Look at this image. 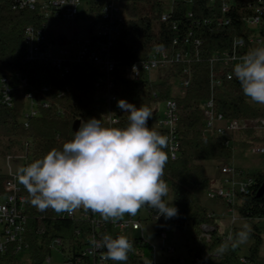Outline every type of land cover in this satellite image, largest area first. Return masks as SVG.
<instances>
[{
  "label": "trees",
  "instance_id": "16d2710c",
  "mask_svg": "<svg viewBox=\"0 0 264 264\" xmlns=\"http://www.w3.org/2000/svg\"><path fill=\"white\" fill-rule=\"evenodd\" d=\"M16 1L0 0V157L13 153L18 144L29 138L32 140L30 163L42 158L50 149H59L65 142L70 141L76 131V121L81 124L82 121L96 118L101 120L103 126L109 127L106 121V105L97 97L105 93L107 88L104 85L98 89L94 87L97 78L104 76V71L99 66L88 64L62 76L50 61H27L24 44L26 27L43 29L50 42L60 46L69 44V41L54 37L48 32L45 28L48 22L37 9H19L16 7ZM86 1L89 4L88 16L93 26L99 18L102 2ZM186 1L175 0L167 20L162 21L161 17L166 12L164 0H115L124 6L126 18L109 51L114 67L108 77L112 84L109 92L118 100H125L137 108L141 105L149 107L153 115L148 120V126L153 130H156V107L170 99L177 104L176 134L180 145L179 156L174 161L168 158L162 179L170 187L173 206L178 209V216L173 218L174 226L179 230H184L188 225L192 228V247L188 255L193 262L264 264L260 257L263 228L259 226L264 220V194L257 197L258 190L264 184V171L250 174L253 185L249 188V194L238 196L239 204L235 206L238 217L250 228L247 241L252 243L245 255V263L240 262L238 246L230 248L223 255L217 254V246L227 241L229 235L219 230L216 218L206 211L195 195L196 192H206L218 185L206 174L202 163H226L232 159L235 149L264 145V139L249 129L237 133L231 146H225L224 140L220 138L205 136L202 109V103L212 99L214 110L227 120H253L261 115V110L253 107L243 96L235 77L227 81L225 76H221V86L212 88L210 85L212 56L215 53L230 51L234 39L247 37L242 17L251 13V9H246L247 3L252 6L258 3L257 0H239L236 9L226 15L232 17L229 25L217 26L215 21L211 25H203L205 20L212 21L221 17L217 8L212 9L199 0H192L189 6ZM261 1L264 6V0ZM188 13L192 16L189 17ZM187 31L192 32L191 40L202 41L197 56L191 52L188 60L181 59L167 70L157 72L153 80L129 82L124 79L126 67L146 61L154 49L170 50L174 39H179L175 48L183 51V38ZM92 39L95 40L94 37ZM183 69L189 70V87L183 95H177L173 90ZM4 83L11 89V107L6 106L1 99ZM44 88L48 92H43ZM26 93L32 94L39 112L38 116L26 119L28 128L24 126ZM43 103H47L49 107H42ZM58 111H62V115L58 114ZM118 115L119 123L114 127H125L128 114L121 112ZM164 151L168 155V149L165 148ZM6 179L7 175L0 174V194L3 193V183ZM25 197L24 240L28 245V264L44 263L53 238H59L65 243H74L77 241L76 230L81 231L82 239L92 231V225L89 223L62 220L51 209L38 211L30 203L28 195ZM141 209L153 220L156 218L153 210L147 207ZM98 221L101 224L100 237L103 233H109L113 238L120 236L109 222H104L99 215ZM203 227H207L208 231L205 232ZM241 229L232 227L230 236L234 238L235 233ZM39 230H43L42 236H38ZM131 242L133 247L128 254L127 264H136L139 258L153 255V247L144 237L134 238ZM77 244L81 245L78 242ZM0 264L21 262L14 250L9 248L7 252L0 254ZM106 264L120 262L106 261Z\"/></svg>",
  "mask_w": 264,
  "mask_h": 264
},
{
  "label": "built area",
  "instance_id": "2783aa9c",
  "mask_svg": "<svg viewBox=\"0 0 264 264\" xmlns=\"http://www.w3.org/2000/svg\"><path fill=\"white\" fill-rule=\"evenodd\" d=\"M102 7L99 10V18L92 26V21L88 16V23L90 25V37L88 39L72 40L69 44L61 46L57 49V53L52 52L53 42H50L48 36L43 33V29L26 27L24 30V44L25 55L27 61H50L52 66L60 72L62 76L69 75L75 69L81 68L85 65L99 66L104 71V76L97 78L94 87L96 89L105 86L106 92L99 94L104 96L100 99L106 105V121L109 127H114L119 123L118 113L123 112L117 107V97L111 95L109 90L112 88L111 82L108 80L109 75L113 72V64L110 61V47L114 38L118 35L125 21L124 6L115 2V0H100ZM175 0H172L171 5ZM207 4L212 9H218L221 17L215 20L203 22V25H211L213 21L217 26L229 25L232 17H226L228 13L234 11L238 5L239 0H199ZM190 6L192 0H187ZM258 5L252 6L247 3L246 9H251V13L242 17L243 27L247 32V37L237 38L232 42L231 50L222 53H215L210 61V85L212 88L221 86L222 78L231 81L234 75L232 68L238 62L240 57H243L249 49L256 47H264V6L263 1L257 0ZM243 4V5H244ZM169 5L166 12L163 13L161 20L165 21L168 18V13L172 9ZM86 7L88 12L89 4L86 0H17L16 7L19 9L35 10L47 20V22L65 20L74 22L79 15L80 8ZM243 9V8H242ZM89 14V13H88ZM191 17V13H188ZM43 28L45 24L42 25ZM47 30V27H45ZM174 30L176 27H173ZM48 31V30H47ZM95 38V40L92 39ZM192 32L187 31L183 38L184 50L175 47L179 44V39H174L171 49H154L149 54L144 62L134 63L125 68L123 77L129 82H138L152 80L150 78L152 73H157L167 70L173 63L179 62L181 59H189L190 53L198 55L199 48L202 45L200 39L191 40ZM102 39V40H101ZM133 66L137 71H133ZM189 70L183 69L178 78L177 95H183L190 82ZM43 92H48L43 89ZM11 89L4 83L1 91L2 102L11 107ZM24 100L27 102L24 123L28 128L26 119L38 116L39 112L36 104L33 101L31 93H26ZM248 100V99H247ZM249 103L261 110V115L253 120H227L221 113L214 110L212 99H208L202 103L203 117H204V135L214 136L224 140L225 146H231L234 141V136L243 132L246 129L253 130L255 133L264 139V105L256 104L248 100ZM160 105V104H159ZM158 105V106H159ZM156 107L157 119L155 121V128L162 135L169 137V144L167 146L170 160L174 161L179 156L180 145L177 140L176 128L178 121V108L174 100L170 99L163 102V112L160 113ZM42 107L48 108L47 103H43ZM62 115V111H58ZM252 150L264 157V145H256ZM32 152V140L24 139L17 145L13 153H8L1 156L4 160L6 173L0 171V174L7 175V179L3 183V193L0 194V254H3L12 248L14 254L19 258L22 253L28 254V245L24 240L25 226H26V195L27 192L18 179V170L14 167H24L29 164ZM221 179L217 186L212 187L206 191V196L209 200H219L227 204L232 213L235 211V206L239 204L238 196L249 194V188L253 185V179L249 174H244L242 171L230 166L222 165L220 168ZM143 211L140 209L138 212ZM58 218L62 220H78L83 223L92 225V231L85 238H81V231L76 230L75 235L77 241L74 243H65L59 238H53L49 244V254L44 260L43 264H52L51 255L53 251H57L62 260L59 264H106L101 261V250L98 249L93 252L91 241L93 238L100 239L101 224L98 221L99 214H93L90 210L83 208L77 209L75 212L57 213ZM162 218L160 216L158 221ZM261 222H264L261 221ZM114 230L119 232H140L143 237L142 225L139 220L134 218V215L125 214L116 222H109ZM261 235L262 245L260 250V257L264 260V226ZM205 232L207 227L202 228ZM43 235V230L38 231V236ZM162 242L161 250H165L164 242L167 239L166 231L158 230L155 233ZM208 238V236L205 234ZM130 240V239H129ZM131 241V240H130ZM78 243L81 245L79 246ZM153 247V255L149 258L142 257L136 261V264H183L182 260L175 261L170 257H166L163 262H157L156 247ZM169 255L174 253L173 248H167ZM240 262L245 263V256L240 257Z\"/></svg>",
  "mask_w": 264,
  "mask_h": 264
},
{
  "label": "clouds",
  "instance_id": "9594fccd",
  "mask_svg": "<svg viewBox=\"0 0 264 264\" xmlns=\"http://www.w3.org/2000/svg\"><path fill=\"white\" fill-rule=\"evenodd\" d=\"M232 74L245 98L264 105V47L249 49L234 64ZM117 107L128 114L125 127H106L96 118L82 121L61 148H52L18 169L19 182L38 211L71 214L83 208L104 222L135 215L142 207L153 210L156 219L178 216V209L164 199L169 192L162 179L169 137L148 126L153 115L149 107L137 108L125 100H118ZM249 235L250 228L244 225L234 238L229 236L217 246V254L245 243ZM91 244L93 252L104 250L102 262L120 264H127L133 247L127 237L113 238L109 233L93 238Z\"/></svg>",
  "mask_w": 264,
  "mask_h": 264
},
{
  "label": "rangeland",
  "instance_id": "374dc122",
  "mask_svg": "<svg viewBox=\"0 0 264 264\" xmlns=\"http://www.w3.org/2000/svg\"><path fill=\"white\" fill-rule=\"evenodd\" d=\"M165 8L171 5L172 0H164ZM47 30L54 37H61L63 39H67V41L88 39L90 37V25L88 23V12L86 11V7L82 6L80 8L79 15L77 16L76 21L69 22L65 20H57L49 22L47 25ZM54 44V43H53ZM61 47L58 43H55L52 46V52L54 54L57 53V49ZM157 73H152L150 78L155 79ZM178 86V83H176ZM175 93H178L177 88L175 87L173 90ZM99 99H103L104 96L97 95ZM158 110L160 113L163 112V102L158 106ZM206 174L211 179H221L220 168L223 163L216 161H208L202 163ZM244 174L253 173L256 171H264V157L256 154L252 148L247 149H235L233 151V157L227 163ZM15 170H18L19 167H14ZM0 171L6 173L4 160L0 158ZM18 172V171H17ZM201 200L200 202L205 207L206 211L214 212V217L216 218L217 226L219 230L226 234L230 232V222H231V213H229L224 207L219 206L218 202L209 200L207 197L205 199V193L201 192L199 194ZM172 191L169 187L168 195L165 197V202L173 205L172 202ZM216 204V205H215ZM233 216L237 218L236 226L243 224L242 221L236 212L233 213ZM136 220H139L142 225V236L146 241H148L152 246L156 247V259L157 262H163L166 257H170L175 261L182 260L183 264H199L194 263L192 258L188 255L189 249L192 247V228L188 225L184 230L177 229L173 224V218L165 219L164 217L158 221L153 220L145 211L137 212L134 215ZM246 223V222H244ZM247 224V223H246ZM248 226V225H247ZM264 226V224H263ZM158 230L166 231L167 239L164 242L165 250H161L160 247L162 245L161 240L155 233ZM120 236H125L128 239L132 240L135 236H141L140 232H119ZM251 241H246L245 243L238 246V256L246 255L247 251L251 245ZM167 248H173L174 253L169 255L167 252ZM149 258V257H147ZM19 259L21 264H28V254L22 253L19 255ZM52 264H59L62 260L61 255L57 251H53L51 255Z\"/></svg>",
  "mask_w": 264,
  "mask_h": 264
},
{
  "label": "crops",
  "instance_id": "0c3cea01",
  "mask_svg": "<svg viewBox=\"0 0 264 264\" xmlns=\"http://www.w3.org/2000/svg\"><path fill=\"white\" fill-rule=\"evenodd\" d=\"M227 163V162H226ZM223 165H225L224 164V162H223ZM222 166V165H221ZM251 173H249V175H250ZM213 181H214V183H219V181H220V179H213ZM201 192H196L195 193V195H196V197L201 201V200H204L203 198H200V196H199V194H200ZM205 193V199H206V192H204ZM212 201H216V202H218V203H216V204H218L219 206H222V207H224L229 213H231V222H230V232L228 233V234H231V229H232V227H237V228H243V226L244 225H248V224H246V223H244L245 221L244 220H242V221H244V222H242L243 224H241V225H237L236 226V222H237V218L236 217H234L233 216V213L231 212V210L229 209L230 207L227 205V204H225L224 202H222V201H219V200H212ZM222 203H224V205H222ZM215 204V205H216ZM209 214L210 215H215L214 214V212H209ZM263 224H264V222H261L260 224H259V226L260 227H263ZM249 227V226H248ZM138 236H135L134 238H137ZM248 252V251H247ZM241 256H245V255H240V257Z\"/></svg>",
  "mask_w": 264,
  "mask_h": 264
},
{
  "label": "water",
  "instance_id": "95a60500",
  "mask_svg": "<svg viewBox=\"0 0 264 264\" xmlns=\"http://www.w3.org/2000/svg\"><path fill=\"white\" fill-rule=\"evenodd\" d=\"M79 125H80L79 121H76V123L74 124V129L77 130ZM263 194H264V184L258 190L257 197H261Z\"/></svg>",
  "mask_w": 264,
  "mask_h": 264
}]
</instances>
